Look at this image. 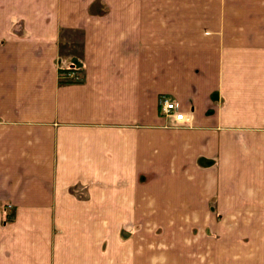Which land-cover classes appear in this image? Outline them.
Segmentation results:
<instances>
[{"label":"crops","instance_id":"1","mask_svg":"<svg viewBox=\"0 0 264 264\" xmlns=\"http://www.w3.org/2000/svg\"><path fill=\"white\" fill-rule=\"evenodd\" d=\"M225 238L264 264V0H0V264H218Z\"/></svg>","mask_w":264,"mask_h":264},{"label":"built area","instance_id":"2","mask_svg":"<svg viewBox=\"0 0 264 264\" xmlns=\"http://www.w3.org/2000/svg\"><path fill=\"white\" fill-rule=\"evenodd\" d=\"M160 113L172 120L173 126H180L186 120L185 113L181 110L177 101H172L166 97H161L158 101Z\"/></svg>","mask_w":264,"mask_h":264},{"label":"rangeland","instance_id":"3","mask_svg":"<svg viewBox=\"0 0 264 264\" xmlns=\"http://www.w3.org/2000/svg\"><path fill=\"white\" fill-rule=\"evenodd\" d=\"M78 38L79 37H77V36L72 38V42L73 43H70L71 44L70 46H72L75 50H78L77 43L75 42V41L78 42V40H77ZM225 239H227V243L222 245L221 248H220V250H222V253H224V259L223 260H219L218 264H232L233 263L232 259H231L233 239L232 238H225Z\"/></svg>","mask_w":264,"mask_h":264},{"label":"trees","instance_id":"4","mask_svg":"<svg viewBox=\"0 0 264 264\" xmlns=\"http://www.w3.org/2000/svg\"><path fill=\"white\" fill-rule=\"evenodd\" d=\"M70 71H72L71 68H67V69H61V68H59L60 75H66V74H68Z\"/></svg>","mask_w":264,"mask_h":264}]
</instances>
